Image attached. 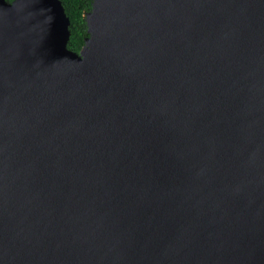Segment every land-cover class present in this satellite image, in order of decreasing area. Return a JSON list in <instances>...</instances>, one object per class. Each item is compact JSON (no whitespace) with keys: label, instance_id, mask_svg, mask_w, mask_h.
Returning a JSON list of instances; mask_svg holds the SVG:
<instances>
[{"label":"water","instance_id":"1","mask_svg":"<svg viewBox=\"0 0 264 264\" xmlns=\"http://www.w3.org/2000/svg\"><path fill=\"white\" fill-rule=\"evenodd\" d=\"M0 0V264H264V0Z\"/></svg>","mask_w":264,"mask_h":264},{"label":"trees","instance_id":"2","mask_svg":"<svg viewBox=\"0 0 264 264\" xmlns=\"http://www.w3.org/2000/svg\"><path fill=\"white\" fill-rule=\"evenodd\" d=\"M11 2L12 0H5ZM69 20L70 37L67 48L77 53L87 36L83 15L91 8L92 0H59Z\"/></svg>","mask_w":264,"mask_h":264}]
</instances>
